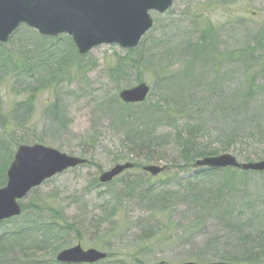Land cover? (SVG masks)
I'll return each mask as SVG.
<instances>
[{"label":"rangeland","instance_id":"1","mask_svg":"<svg viewBox=\"0 0 264 264\" xmlns=\"http://www.w3.org/2000/svg\"><path fill=\"white\" fill-rule=\"evenodd\" d=\"M150 15L153 27L132 49L101 44L83 55L68 35L48 39L53 50L58 45L57 57L33 80L25 78L46 83L26 120L13 110L29 96L24 92L27 83L20 87L12 78L0 82V116L9 123L4 129L0 118V187L20 144L41 143L90 163L32 190L22 200L20 217L0 225V232L28 227L38 219L62 223L66 231L54 234L46 248L33 246L31 254L39 264H56L52 259L57 253L78 243L111 254L98 264H264V172L220 173L192 166L204 156L224 153L245 163L264 160V133L256 130V123H240L237 137L231 131L249 108L264 123V0H173L164 14ZM28 28L18 29L6 46L13 51L26 45V56L35 60V51L46 41ZM202 30L215 42L213 55L220 65L210 61L209 68L199 71L187 63L193 54L186 47ZM64 52L67 63L58 70ZM139 83L151 91L145 102L128 106L124 126L114 118L123 109L119 93ZM55 103L58 115L48 108ZM223 129L227 132L220 134ZM140 132L148 133L138 137ZM128 136L147 141L152 161L146 154L131 159L135 168L101 184L102 172L125 162L118 159L128 152L122 142ZM202 149L207 155L187 164L185 157ZM148 163L166 169L153 177L141 170ZM128 185L133 191L122 193ZM225 185L231 191H224L223 202L201 212L196 196ZM139 187L160 195L147 203ZM207 196L220 199L217 192ZM2 243L9 246L0 236Z\"/></svg>","mask_w":264,"mask_h":264},{"label":"water","instance_id":"2","mask_svg":"<svg viewBox=\"0 0 264 264\" xmlns=\"http://www.w3.org/2000/svg\"><path fill=\"white\" fill-rule=\"evenodd\" d=\"M172 5V0H0V42H6L12 31L20 23L26 22L42 34L56 35L69 33L77 44L80 53H86L101 43L117 42L124 47L138 44L140 38L151 28L153 20L149 11L163 13ZM149 87L146 84L125 89L120 94L127 102L143 101ZM86 160L42 144L21 145L11 168L8 170V183L0 189V220L20 215L17 202L31 188L38 186L56 173L81 165ZM198 166L225 168L238 167L243 170L264 171V161L239 163L236 157L224 154L197 161ZM133 164H117L100 177L102 183L111 181ZM162 167L145 166L144 171L157 175ZM107 253L99 249L83 250L80 244L66 248L57 259L63 263H96L105 259ZM183 264H200L185 262ZM225 264V263H207Z\"/></svg>","mask_w":264,"mask_h":264},{"label":"trees","instance_id":"3","mask_svg":"<svg viewBox=\"0 0 264 264\" xmlns=\"http://www.w3.org/2000/svg\"><path fill=\"white\" fill-rule=\"evenodd\" d=\"M202 32L200 31L201 35L195 41H192L191 43H189L186 47L187 48L186 50H188L186 52H190L191 54H193L192 56L193 60L191 59L192 62L187 60V63H192L194 67L200 68L199 71H203L209 68L208 66L211 64L209 63L210 61H214L215 64L218 63L220 65V61L216 58L217 55L216 56L213 55V53H216L214 49L215 42L208 36L207 31L203 33ZM8 48H10V46L0 44V82L1 81L4 82V80H7L8 78H12V79H15L16 83L20 87L21 85L27 83L26 90H24V92L27 91L30 97H27L25 101L18 103L15 110H13L14 114L21 113L23 116V120H26L27 117L32 113L31 108L33 107V103H34L33 99L35 98V95L37 94L38 91L46 88V83L41 82V80H38L34 83L33 81L26 82L25 78H29L31 80L32 77L40 69V66L44 62H48L47 61L48 58H46V61L44 62L43 61L41 62V60L38 58H36L35 60L33 58H28L26 56L27 53L24 49L25 46L23 45H21L18 48V51H16L14 48L15 52L9 51ZM51 48L52 46L45 45V48H44L45 50L41 49L39 56L48 57L47 55L50 52ZM209 53H211V55ZM235 53L237 52H232L231 56H234ZM56 55H57V50L54 52L52 59H54ZM63 55L64 57L60 59L61 61L59 62L58 70H63V68L65 67L64 65L67 63L66 58H68V55L65 52L63 53ZM154 65H156V63ZM57 72L51 73L50 76H53V74H56ZM205 77H207V75ZM190 83H194V82L191 81ZM48 108L49 110H51L52 113L51 112L50 113L52 115L59 114V110L57 108L56 103L53 104V106H49ZM251 109L252 108L245 110V113L247 116L243 120H239L238 122L239 124L237 123L238 125H236L237 127L236 129L231 130L233 131L232 133L233 135L234 134L236 135L238 133V129L241 126L240 123H244V122L256 123L257 124L256 130L260 133H264V123H261L255 119L257 118V112H253L251 111ZM0 118H1L2 123L4 124V129H6L9 123H7V120L4 116L1 115ZM114 118L116 119L118 123L124 126L127 125L128 124L127 107L125 106L122 110L119 109L118 113L115 114ZM224 132H227V131L223 129L221 130L220 134H223ZM147 133L140 132L141 135H137V136L145 137ZM249 134H251V130L249 131V133H244V136H248ZM225 136L227 137L228 135H225ZM126 137L125 139L122 140V142L124 143V149L127 150L128 152L122 154L118 160L120 161H127L131 159L137 160L138 158H140V156H142L143 154H146V160L152 161L153 157L151 155V149H149V145L148 147H146L147 141L139 140V139L131 140L129 136L128 138ZM198 152L199 153L193 155L192 157L190 156L185 157L187 164L190 165L192 160L197 158L198 156L202 157L204 155H207L205 154L206 152L203 149L201 151L198 150ZM6 153H7V150H6ZM230 188H231L230 186L228 188V186L225 185V186H222L221 190L219 189L215 191L220 197L219 200L216 198L215 199L209 198L207 194L215 193L213 192V190H209L207 192L199 194V196H196L194 201L198 203L201 212L209 211L223 202L221 201L222 195L224 194V191L226 189L231 191ZM129 191H133V187H131L130 185H128V187H126L125 189H122V193H125V194H127ZM158 195L160 194H158L156 190L151 189V187L148 189H146V187H143L141 188V191H140V198L145 199V202L147 203H150V201H152V199L154 197H157ZM118 208L120 207L118 206L116 209L118 210ZM117 210H114V212H116ZM26 225H28V227L23 226L21 228L16 227L15 229H11L10 233L0 232L2 233L0 234L1 240L9 243L8 247L5 246L3 243L0 244V264H7V263L31 264L28 262L29 259L27 258L30 257L33 259L34 253L33 255L31 254V252L34 250L32 249L33 246H37V248L39 249H43V247L46 248L49 245V243L53 241L52 237L54 236V234H57L59 236L60 232L66 231V227H64V225L60 223L59 221H55V219H52L49 221L47 220L41 221V219H38V220L31 221L30 223H27ZM56 250H58V248H56ZM18 253H21V254H18ZM110 255L111 254H109V257ZM11 258L14 260H11ZM53 261L56 264H60L56 260L52 259V262ZM32 263L39 264L38 261H36L35 259H33ZM48 264L50 263L48 262Z\"/></svg>","mask_w":264,"mask_h":264}]
</instances>
